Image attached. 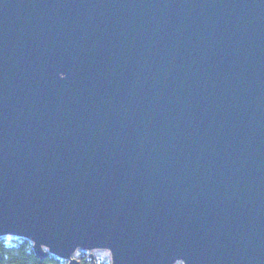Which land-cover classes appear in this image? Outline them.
I'll use <instances>...</instances> for the list:
<instances>
[{
	"label": "water",
	"instance_id": "water-1",
	"mask_svg": "<svg viewBox=\"0 0 264 264\" xmlns=\"http://www.w3.org/2000/svg\"><path fill=\"white\" fill-rule=\"evenodd\" d=\"M1 235L264 264V0H0Z\"/></svg>",
	"mask_w": 264,
	"mask_h": 264
},
{
	"label": "trees",
	"instance_id": "trees-1",
	"mask_svg": "<svg viewBox=\"0 0 264 264\" xmlns=\"http://www.w3.org/2000/svg\"><path fill=\"white\" fill-rule=\"evenodd\" d=\"M0 264H45V260H40L33 253L32 242L27 238H22L12 245H7L0 241ZM57 264H63L62 260L52 256Z\"/></svg>",
	"mask_w": 264,
	"mask_h": 264
},
{
	"label": "rangeland",
	"instance_id": "rangeland-1",
	"mask_svg": "<svg viewBox=\"0 0 264 264\" xmlns=\"http://www.w3.org/2000/svg\"><path fill=\"white\" fill-rule=\"evenodd\" d=\"M22 238H25V237L23 236L20 237V236H15V235H11V236L1 235L0 241L2 240V242H4L5 244L12 245L16 241L22 240ZM90 252H92L93 254L92 259L93 261H95L94 264H110L111 262L110 253L109 251L102 249V248L88 249V250L77 248L73 256L79 259V261L82 264H93V261H91V256L89 254ZM175 264H182V261H176Z\"/></svg>",
	"mask_w": 264,
	"mask_h": 264
},
{
	"label": "flooded vegetation",
	"instance_id": "flooded-vegetation-1",
	"mask_svg": "<svg viewBox=\"0 0 264 264\" xmlns=\"http://www.w3.org/2000/svg\"><path fill=\"white\" fill-rule=\"evenodd\" d=\"M53 255H51V254H48V255H46L44 258H38V259H40V260H45V264H57V263H55V260L54 259H52L53 257H52ZM1 257V256H0ZM62 263L63 264H66L65 262H63L62 261Z\"/></svg>",
	"mask_w": 264,
	"mask_h": 264
},
{
	"label": "built area",
	"instance_id": "built-area-1",
	"mask_svg": "<svg viewBox=\"0 0 264 264\" xmlns=\"http://www.w3.org/2000/svg\"><path fill=\"white\" fill-rule=\"evenodd\" d=\"M5 236H9V235H5ZM63 262H65V260H62ZM66 263V262H65Z\"/></svg>",
	"mask_w": 264,
	"mask_h": 264
},
{
	"label": "bare ground",
	"instance_id": "bare-ground-1",
	"mask_svg": "<svg viewBox=\"0 0 264 264\" xmlns=\"http://www.w3.org/2000/svg\"><path fill=\"white\" fill-rule=\"evenodd\" d=\"M108 251V250H107Z\"/></svg>",
	"mask_w": 264,
	"mask_h": 264
}]
</instances>
